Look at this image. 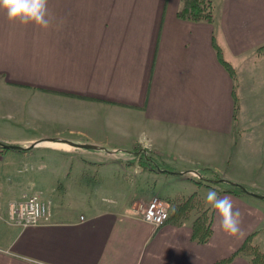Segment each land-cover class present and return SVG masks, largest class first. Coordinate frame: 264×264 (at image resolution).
<instances>
[{
    "label": "crops",
    "instance_id": "crops-1",
    "mask_svg": "<svg viewBox=\"0 0 264 264\" xmlns=\"http://www.w3.org/2000/svg\"><path fill=\"white\" fill-rule=\"evenodd\" d=\"M212 1L211 23L179 17L180 0H48L47 29L0 10V120L12 132L0 142L32 158L12 163L28 184L15 199L36 195L50 210L20 226L4 201L0 264H223L248 236L264 249V197L228 191L264 194V0ZM150 175L153 195L195 194L208 241L192 237L196 212L169 209L159 227L141 218L132 200ZM210 189L243 213L238 237L219 230Z\"/></svg>",
    "mask_w": 264,
    "mask_h": 264
},
{
    "label": "trees",
    "instance_id": "trees-1",
    "mask_svg": "<svg viewBox=\"0 0 264 264\" xmlns=\"http://www.w3.org/2000/svg\"><path fill=\"white\" fill-rule=\"evenodd\" d=\"M180 3L181 4L177 11V15L183 19L190 21H206L209 23L215 20V5L212 0H180ZM213 46L219 62L229 72L233 80H236V71L231 63L224 58L222 48L214 40ZM259 48H264V46ZM233 99L236 103L237 96L235 90H233ZM6 148L19 149L18 146H7ZM145 159L148 162H154V166H150L151 170L159 169V166L153 159L148 156H145ZM215 181L221 180L218 178ZM244 188H246V190ZM228 191L234 194L249 193L246 186L232 182H229ZM195 197V194H192L182 203L178 204L172 214V217L178 218L185 214L186 211L193 207ZM211 221L212 219L207 215L206 210H203L192 224V237L201 243L208 241L211 236ZM250 240L251 236H248L244 243L235 252H233L231 256L223 260L222 263H229L230 260L236 255H245L249 257L250 264H264V249H260L256 245L250 244Z\"/></svg>",
    "mask_w": 264,
    "mask_h": 264
},
{
    "label": "clouds",
    "instance_id": "clouds-1",
    "mask_svg": "<svg viewBox=\"0 0 264 264\" xmlns=\"http://www.w3.org/2000/svg\"><path fill=\"white\" fill-rule=\"evenodd\" d=\"M0 10L6 13L9 22L23 26L35 25L47 29L51 24V12L48 0H0ZM206 203L218 217L219 230L228 237L242 234L243 213L234 207V201L228 195H218L210 189L206 193Z\"/></svg>",
    "mask_w": 264,
    "mask_h": 264
},
{
    "label": "rangeland",
    "instance_id": "rangeland-1",
    "mask_svg": "<svg viewBox=\"0 0 264 264\" xmlns=\"http://www.w3.org/2000/svg\"><path fill=\"white\" fill-rule=\"evenodd\" d=\"M215 4V2H214ZM3 123L0 120V137H12V132L8 130V128H4ZM1 141V140H0ZM32 158H27L22 154V152L14 149H8V148H0V214L2 215L4 212V201L8 202L10 199H15L17 195H20L23 191H27L28 184L27 183H16L14 180V175L12 172V163L15 164V166L18 165V162H32ZM170 173H172L170 171ZM139 173H133L131 171V176H130V181L128 183H124L125 189L128 190L127 194H134L135 189H134V183L132 182L133 180L135 181L136 177L138 176ZM168 174V173H165ZM151 175L148 176V182L145 180V176H142L141 178V185L137 187V197L143 196L144 198L138 199V200H132V201H137V204L139 205L141 202L146 203L150 198L146 199V197H149L153 195V189L154 185L156 182L151 179ZM224 184V183H223ZM247 187L246 184H242ZM199 195V194H198ZM108 199L107 202H109V199H113L112 196H107L105 195ZM162 198V197H161ZM164 201H166L169 204V209L170 212L173 213L174 210L176 209V206L180 203H182L185 199H167L163 198ZM9 203V202H8ZM193 209V210H192ZM203 204L201 201H199L196 197L194 198V204L193 207H191L189 211L196 212L195 214H201L202 213ZM207 213V211H206ZM250 244H255L252 243V240H250Z\"/></svg>",
    "mask_w": 264,
    "mask_h": 264
},
{
    "label": "built area",
    "instance_id": "built-area-1",
    "mask_svg": "<svg viewBox=\"0 0 264 264\" xmlns=\"http://www.w3.org/2000/svg\"><path fill=\"white\" fill-rule=\"evenodd\" d=\"M194 177H200L198 172H191ZM141 218L159 227L169 217V204L157 195L146 203L139 204ZM50 210L47 203L41 201L36 195H22L19 199H12L8 203V217L14 224L28 226L39 224L48 220Z\"/></svg>",
    "mask_w": 264,
    "mask_h": 264
},
{
    "label": "water",
    "instance_id": "water-1",
    "mask_svg": "<svg viewBox=\"0 0 264 264\" xmlns=\"http://www.w3.org/2000/svg\"><path fill=\"white\" fill-rule=\"evenodd\" d=\"M0 146L6 148L7 146L14 147L15 145H13V144H6V143L0 142ZM83 146L84 147H91L90 145H87V144H85ZM244 189L246 190V188H244ZM250 193L253 194V195H255V196H257V197H264V194H258V193H254V192H250Z\"/></svg>",
    "mask_w": 264,
    "mask_h": 264
}]
</instances>
